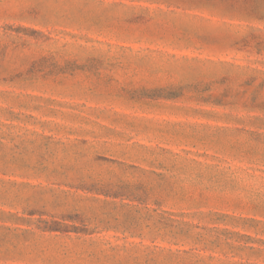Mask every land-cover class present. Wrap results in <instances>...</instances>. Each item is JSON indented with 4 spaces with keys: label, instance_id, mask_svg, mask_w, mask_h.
Here are the masks:
<instances>
[{
    "label": "rangeland",
    "instance_id": "1",
    "mask_svg": "<svg viewBox=\"0 0 264 264\" xmlns=\"http://www.w3.org/2000/svg\"><path fill=\"white\" fill-rule=\"evenodd\" d=\"M0 264H264V0H0Z\"/></svg>",
    "mask_w": 264,
    "mask_h": 264
}]
</instances>
